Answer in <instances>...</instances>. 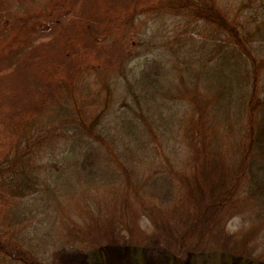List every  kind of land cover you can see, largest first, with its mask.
Returning a JSON list of instances; mask_svg holds the SVG:
<instances>
[{
	"label": "trees",
	"instance_id": "16d2710c",
	"mask_svg": "<svg viewBox=\"0 0 264 264\" xmlns=\"http://www.w3.org/2000/svg\"><path fill=\"white\" fill-rule=\"evenodd\" d=\"M228 1L0 0V264L262 246L264 0Z\"/></svg>",
	"mask_w": 264,
	"mask_h": 264
},
{
	"label": "rangeland",
	"instance_id": "374dc122",
	"mask_svg": "<svg viewBox=\"0 0 264 264\" xmlns=\"http://www.w3.org/2000/svg\"><path fill=\"white\" fill-rule=\"evenodd\" d=\"M230 4V0L228 1ZM170 11V10H169ZM236 11V9H234ZM161 23L173 24V15L167 14V10H162ZM172 26V25H170ZM13 93L12 97L16 100ZM20 95V94H18ZM23 104H25L23 102ZM141 219V228L144 227L147 221ZM228 229L232 232L242 231L245 225L239 223L237 218H233L228 223ZM129 241L124 235L119 236L118 244L112 246L111 244L106 246L108 257L105 258L104 264H169V255L162 247L160 242L156 239H148L145 237L139 246L134 250V253L128 251L127 244ZM259 246L254 255L249 258L246 256L234 255L231 258L224 257L221 253H210L205 256L202 255L204 264H264V238L260 241H256ZM132 252V251H131ZM134 255V256H133ZM261 255V256H259ZM53 264H99L91 252L81 250L80 248H56L51 252ZM189 264V263H183Z\"/></svg>",
	"mask_w": 264,
	"mask_h": 264
}]
</instances>
